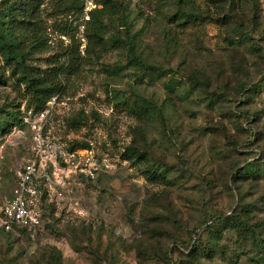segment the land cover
Here are the masks:
<instances>
[{
	"label": "rangeland",
	"instance_id": "rangeland-1",
	"mask_svg": "<svg viewBox=\"0 0 264 264\" xmlns=\"http://www.w3.org/2000/svg\"><path fill=\"white\" fill-rule=\"evenodd\" d=\"M116 2L100 56L68 0H42L21 33L32 70L66 67L42 133L88 150L97 176L46 188L40 226L0 229V264H264V0ZM25 104L0 53V206L32 157L31 127L5 131Z\"/></svg>",
	"mask_w": 264,
	"mask_h": 264
},
{
	"label": "built area",
	"instance_id": "built-area-1",
	"mask_svg": "<svg viewBox=\"0 0 264 264\" xmlns=\"http://www.w3.org/2000/svg\"><path fill=\"white\" fill-rule=\"evenodd\" d=\"M81 1L79 27L84 30V22L101 5L97 0ZM49 107L38 111L25 106L22 109V122L35 131V144L32 157L17 173L11 197L0 206V229L4 231L19 232L21 229L30 230L41 225V202L46 188L63 186L75 173L90 179L97 176V159L88 156V150L71 149L69 145L65 146L42 133L40 125L47 117ZM2 148L3 146L0 147V153Z\"/></svg>",
	"mask_w": 264,
	"mask_h": 264
},
{
	"label": "trees",
	"instance_id": "trees-1",
	"mask_svg": "<svg viewBox=\"0 0 264 264\" xmlns=\"http://www.w3.org/2000/svg\"><path fill=\"white\" fill-rule=\"evenodd\" d=\"M101 5L91 12L90 19L86 21L85 36L87 43L85 52L87 55L100 56L101 52L107 47L108 42L116 43L119 41L117 34H108L107 28L113 24V17L119 11V5L116 0H97ZM23 3V2H22ZM11 3L8 8L0 10V53L4 56L6 63L12 68V71L19 73L21 79L25 82L26 89L29 95V101L33 104L27 105L26 108L34 110H43L48 107V102L62 93L64 88L61 75L64 74L66 67L63 65L57 71H49L39 73L32 70L26 62L27 56L30 53L28 47L22 46L24 37L22 31L31 29L34 23V18H38L37 11L42 0H26L24 4ZM24 5V6H23ZM67 9L75 11L72 15V20L79 19V13L82 10L81 0H68ZM128 37L129 33H128ZM131 40V37H130ZM132 48V47H131ZM133 50V48L131 49ZM78 52V47H77ZM80 54V52H78ZM134 63L144 65L143 62L135 55L131 57ZM21 107L19 112L13 117L11 124L5 131L10 133L16 127H23ZM82 120H79L81 122ZM71 149L77 148L75 144L69 145ZM82 148H89V144H84ZM134 148L128 146L124 154L131 156L134 153ZM248 173L253 171V164L244 167ZM27 229H21L20 232H26ZM12 233V232H10Z\"/></svg>",
	"mask_w": 264,
	"mask_h": 264
}]
</instances>
